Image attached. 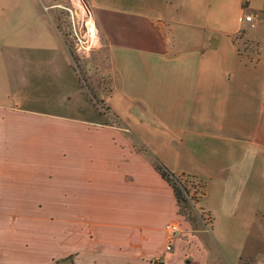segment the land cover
Segmentation results:
<instances>
[{
  "label": "crops",
  "instance_id": "crops-1",
  "mask_svg": "<svg viewBox=\"0 0 264 264\" xmlns=\"http://www.w3.org/2000/svg\"><path fill=\"white\" fill-rule=\"evenodd\" d=\"M54 1L0 0V208L11 209L0 264H165L176 242L191 245L165 249L164 226L181 215L154 158L202 185L203 264L264 254V0L253 26L207 8L201 25L197 0L181 11L175 0H84L108 81L98 100L81 87ZM34 236L44 242L31 258Z\"/></svg>",
  "mask_w": 264,
  "mask_h": 264
},
{
  "label": "rangeland",
  "instance_id": "rangeland-1",
  "mask_svg": "<svg viewBox=\"0 0 264 264\" xmlns=\"http://www.w3.org/2000/svg\"><path fill=\"white\" fill-rule=\"evenodd\" d=\"M76 0H55L53 4H56L58 7L55 9L57 10V16L60 20V27L63 32V35L66 39V44L68 47V50L70 52L74 68L78 74L79 82L82 85L81 87L84 88L85 91H87L91 94L95 100H98V91L104 90L106 87H108V81L106 78H103L97 74V68L95 66V59L98 55V51L101 48V40H99V43L97 44V47H93V45L88 46V43H80L75 40L72 34V17L70 14L69 9H73V2ZM252 3H247V0H219L217 3L212 0H206L204 1H195L191 3V8L197 9L196 12V22H202L203 24L204 17L202 18L203 14V8H207V12L209 14L210 11L212 16H214V10L216 11L217 15H220L222 17L223 24L225 25H231L236 18L240 16V14H251L252 16H256L258 18V15L261 13L260 8L256 4H260L261 0H251ZM199 4V6L197 5ZM201 3V4H200ZM175 4L179 5V10L181 11L183 8V0H175ZM181 14V13H180ZM216 15V14H215ZM208 18H213L210 16H207ZM218 18V17H217ZM255 18V20H257ZM193 19V17H192ZM194 20V19H193ZM76 22V21H75ZM205 23L210 26L212 24L211 21L206 19ZM254 24V20H253ZM199 26V25H198ZM253 26V25H251ZM260 28V27H259ZM254 29V28H250ZM79 31V29H78ZM77 31V32H78ZM100 39V37H99ZM76 42L78 45H76ZM87 87V88H86ZM80 95L85 94L83 92L79 93ZM83 96V97H84ZM67 101V100H66ZM75 101V97H70V100L66 102V104H72ZM65 114L75 115L72 112H67ZM77 115V114H76ZM193 193V190H190V195ZM11 209L8 207L0 208V217H3V222L0 224V242H6L8 237L9 230L6 228L5 223L9 221V215H10ZM180 214V213H179ZM200 212L194 208L193 211H191V218L193 217L194 220L191 222L186 219L183 215H181L180 219L177 221L180 225L181 231L176 235L175 238L181 237H188L190 241L188 240L187 245L191 246H179V243L176 242L175 246L172 250H170L168 253H165V264H203L206 260V253L205 251L198 246L199 240L202 241V243L207 242V235L210 231V222L205 218L199 217ZM188 215V214H187ZM184 222H187L188 225V234H183L185 231L183 230ZM30 245L27 247H24L25 253L26 251L29 253L31 258L35 256V254L38 251L39 244H41L44 241H41L39 237L36 236L29 239ZM161 248L164 246V241H161L160 243ZM189 252V253H188ZM24 253V252H23ZM24 253V254H25ZM213 257L208 258V262L206 264H223V259L221 257H218L219 262L214 261L212 259ZM24 261H28L29 259L25 257L22 258ZM156 262L149 263V264H159L162 259L155 260ZM69 262L66 261L63 264H68ZM162 263V262H161ZM237 264H264V254H254L252 256L247 257H241L239 262Z\"/></svg>",
  "mask_w": 264,
  "mask_h": 264
},
{
  "label": "trees",
  "instance_id": "trees-1",
  "mask_svg": "<svg viewBox=\"0 0 264 264\" xmlns=\"http://www.w3.org/2000/svg\"><path fill=\"white\" fill-rule=\"evenodd\" d=\"M153 166L161 177L171 186L178 206V212L186 217L189 222H191V220L193 221L194 218H191V211H193L194 202L199 200L203 192L201 183L197 181L194 176L172 172L165 164L156 158L153 159ZM191 189L193 193L190 195ZM66 261L69 262L68 264H73L71 255L55 260L54 264H63ZM159 264L162 263L160 262Z\"/></svg>",
  "mask_w": 264,
  "mask_h": 264
},
{
  "label": "built area",
  "instance_id": "built-area-1",
  "mask_svg": "<svg viewBox=\"0 0 264 264\" xmlns=\"http://www.w3.org/2000/svg\"><path fill=\"white\" fill-rule=\"evenodd\" d=\"M80 2L83 4L82 12H79L78 8L74 5L73 9H69L72 17L73 37L80 43H88V46L93 45V47H97L100 39L91 9L86 5L84 0H80ZM244 20L253 25V16L251 14L244 15ZM76 45H78L77 42ZM164 229L167 235V243L165 245V249L170 250L173 239L181 231V228L177 221H171L165 224Z\"/></svg>",
  "mask_w": 264,
  "mask_h": 264
},
{
  "label": "bare ground",
  "instance_id": "bare-ground-1",
  "mask_svg": "<svg viewBox=\"0 0 264 264\" xmlns=\"http://www.w3.org/2000/svg\"><path fill=\"white\" fill-rule=\"evenodd\" d=\"M73 5L78 8L79 12H82L83 4L80 2V0L74 1Z\"/></svg>",
  "mask_w": 264,
  "mask_h": 264
}]
</instances>
